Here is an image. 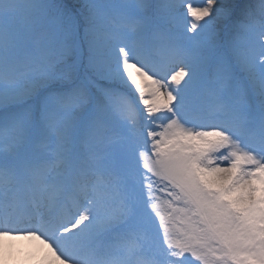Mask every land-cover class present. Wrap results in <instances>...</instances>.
Masks as SVG:
<instances>
[{
  "label": "snow or ice",
  "instance_id": "snow-or-ice-1",
  "mask_svg": "<svg viewBox=\"0 0 264 264\" xmlns=\"http://www.w3.org/2000/svg\"><path fill=\"white\" fill-rule=\"evenodd\" d=\"M9 261L264 264V0H0Z\"/></svg>",
  "mask_w": 264,
  "mask_h": 264
},
{
  "label": "bare ground",
  "instance_id": "bare-ground-1",
  "mask_svg": "<svg viewBox=\"0 0 264 264\" xmlns=\"http://www.w3.org/2000/svg\"><path fill=\"white\" fill-rule=\"evenodd\" d=\"M10 243L16 244L18 246H21L22 250L24 251V253L31 252L38 244V242L29 240V239H26V238L17 239V240L11 241ZM9 264H12V262L9 261Z\"/></svg>",
  "mask_w": 264,
  "mask_h": 264
},
{
  "label": "rangeland",
  "instance_id": "rangeland-1",
  "mask_svg": "<svg viewBox=\"0 0 264 264\" xmlns=\"http://www.w3.org/2000/svg\"><path fill=\"white\" fill-rule=\"evenodd\" d=\"M194 6L198 5L200 3V0H191ZM16 245V244H14Z\"/></svg>",
  "mask_w": 264,
  "mask_h": 264
}]
</instances>
